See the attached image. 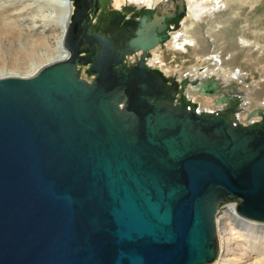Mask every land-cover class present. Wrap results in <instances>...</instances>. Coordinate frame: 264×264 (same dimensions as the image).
Masks as SVG:
<instances>
[{
    "label": "water",
    "instance_id": "95a60500",
    "mask_svg": "<svg viewBox=\"0 0 264 264\" xmlns=\"http://www.w3.org/2000/svg\"><path fill=\"white\" fill-rule=\"evenodd\" d=\"M73 1L71 56L0 79V264H213L221 205L264 224V111L148 66L165 15L124 30L112 0Z\"/></svg>",
    "mask_w": 264,
    "mask_h": 264
},
{
    "label": "bare ground",
    "instance_id": "6f19581e",
    "mask_svg": "<svg viewBox=\"0 0 264 264\" xmlns=\"http://www.w3.org/2000/svg\"><path fill=\"white\" fill-rule=\"evenodd\" d=\"M162 1L112 0L110 7L114 10H122L124 6H128L125 9L129 13L135 10L140 14V12H144L147 9H155ZM182 1L185 4V12L188 9L189 22L183 25L184 29L178 26L177 32L171 33V53H180L183 56L195 53L193 57L196 60L206 55H211V40L213 44L218 45H221L218 41L225 40V22H218V19H220L219 15H222L227 9L231 8V4H241L240 7L247 5L250 7L249 10L253 11L264 0ZM183 3L179 4V7L184 5ZM2 6L3 8H0V28H5L7 32H10L12 39L10 37L7 42L9 43L7 47L8 54L3 51L2 47L0 48V79L10 77L31 78L37 75L43 68L65 61L71 56L70 51L66 49L65 43L66 35L75 12L73 0H7L5 5L3 4ZM173 13L169 12L157 15L155 12L152 15L149 14V16L152 21L156 17ZM236 16H240V13L238 12ZM205 18L208 19V25L204 26ZM207 26L209 29L206 32L205 30L207 29L205 28ZM12 29L16 30V32ZM238 42L240 47L235 49V54L229 53L228 57L225 58L213 53L215 56H212L211 60L207 61L205 67H201V69L194 68L184 75L179 73L176 76L170 75L169 70L171 67L168 64L162 66L165 62L163 55L153 57V55L149 54L146 63L151 68H155L154 66L160 68L167 77H175L178 82L187 77L190 80L197 78L200 84H204L212 77L215 78L219 81L220 93L239 97L242 109L237 114V119L239 122L244 120L247 123L245 125H248L260 120L258 113L254 112V110L261 109L264 111V99L252 105L251 102H253L252 99H254L255 91L250 92L247 90L244 93L242 92L244 89L242 86L248 75L244 74L243 69L240 68L241 66L231 68L230 61L235 59L236 55L242 53L241 55L245 58V62L242 58L241 61L246 63L247 67L251 65L250 67L256 68L260 73L261 68L259 69L258 66L261 65V58L257 55L258 53L260 55L261 45L255 42V44H258L255 46L258 50L255 49L257 50L256 52L254 50L251 52V49L247 48L248 50H246V47L250 45L248 39H241ZM188 48L191 49L190 52H188ZM7 49L5 50L7 51ZM6 55H8L7 58ZM3 57H5L6 62L3 61ZM139 57L129 58V64L136 63ZM7 59L9 60L8 62ZM154 61L159 63L154 64ZM82 68L83 66H80L79 71L83 70ZM263 81L264 75L262 76L261 85ZM231 88L233 89V93H230ZM202 89V87L195 88L189 86L186 90L187 97L194 103L198 100L199 106L201 105L204 108L201 111L215 112L223 109V106H219L217 103L218 95L209 96L204 94ZM201 111L199 110V112ZM249 113H252L250 119H248ZM239 115H241V119H239ZM217 223V226L220 225L223 250L215 264H264V225L247 221L245 218L243 219L234 204L228 205L221 212V216H217Z\"/></svg>",
    "mask_w": 264,
    "mask_h": 264
},
{
    "label": "rangeland",
    "instance_id": "374dc122",
    "mask_svg": "<svg viewBox=\"0 0 264 264\" xmlns=\"http://www.w3.org/2000/svg\"><path fill=\"white\" fill-rule=\"evenodd\" d=\"M6 1L7 0H5V1L0 0V8H3L2 5L3 4L5 5ZM44 1H47V0H44ZM166 1H172L175 5V3L178 0H166ZM240 5L241 4H239V5L238 4L237 5L231 4L230 9H227L225 13H223L222 15H219L220 19H218V22H220V21L225 22V26H226L225 27V34H224L225 40H220L221 42L218 41V43H220L221 45L213 44L212 40H211V42H210V47H211L210 54L211 55H206L200 59L198 58V59L194 60L193 55L195 53H192L191 55H189L191 57L183 56L180 53L172 54L171 53L172 49L170 46L171 45L170 44L171 33H175L178 30V27L174 29L173 28L174 26H173L170 29L172 31H169L170 37L163 44H160L157 47V48L160 47L159 49L156 48L157 50L156 49H155V51L152 50L153 51L152 52L153 57L163 55L165 62H164V64H162V66H164L165 64L166 65L168 64L171 67V69L169 70L170 75L176 76L178 73L181 75H184L186 72H189L190 70H193L194 68L201 69V67L202 68L205 67L206 66L205 64L207 63V61L209 59L211 60L212 56H215L213 53H216L217 55L225 57V58L228 57L229 53L235 54L236 53V52H234V51H236L235 49L240 47L238 40L241 41V39H243V40L248 39V41L250 42V45L246 47V50L251 49V52L253 50L256 52L258 50V48H256L255 46L258 44L261 45L260 46L261 47L260 55H259V53L257 55V56H260V58H261V65L258 66L259 69L261 68L260 69L261 72L259 73V71L256 68L250 67L251 66L250 64H249L250 66L247 67L246 63H243V61L245 62V58L242 57V55H241L242 53H240L239 55H236L235 56L236 58L230 61V67L231 68H234V67L238 68L241 66L240 68L243 69L244 74L248 75V77H246V79L244 81V85L242 86L244 88L242 90V92L244 93L247 90H249L250 92L255 91L254 99H252L253 102H251L252 105H253V103L256 104V102H261V100L264 99V81H263V84L261 85L262 76L264 75L263 74L264 73V1H263V3H261V5L256 7V9H254L253 11L249 10L250 7L247 5H244L242 7H240ZM238 12L240 13V16H236ZM152 13H155V12H152ZM204 21H205L204 26L208 25L207 24L208 19L205 18ZM188 22H189V15H188V9H187L185 12V16L179 22L180 28L184 29L183 25L185 23L187 24ZM218 22H217V25H218ZM209 24H210V21H209ZM185 26H187V25H185ZM3 29H5V28H3ZM3 29L0 28V30H1L0 31V48L2 47L3 51L8 54L7 47H8L9 43H7V42L9 41L10 37L12 39V35L10 34V32H7L6 29L5 30H3ZM205 29H207V30H205L207 32L209 27L207 26V28H205ZM13 31L16 32V30H13ZM205 37L208 38L207 35H205ZM6 38H8V39H6ZM255 42L258 44H255ZM161 46H165V47H161ZM217 46H218V49H217ZM5 49H7V51ZM255 49H257V50H255ZM190 50L191 49L188 48V52H190ZM7 56L8 55H6V58H7ZM241 58L243 61H241ZM3 59H4L3 61L6 62L5 57H3ZM8 61L9 60L7 59V62ZM234 61H235V63H233ZM153 63L155 64V63H159V62L154 61ZM85 67L86 66H83V68H82L83 70L80 71L81 77H83L89 81H92L94 76H88L86 73L87 67L86 68ZM154 67L160 70V68H158L156 66H154ZM253 69H255V70H253ZM245 88H247V89H245ZM230 93H233V89L230 91ZM195 103L199 105L198 100ZM203 104H204V102H203ZM202 109H204V108L200 105L199 110L201 111ZM239 119H241V115H239ZM240 123L247 124L244 120L240 121ZM230 204H234L236 207H238V205H239L238 202H229L225 205L224 204L221 205L218 217L221 216V212ZM247 221L251 222L252 220H247ZM252 222L264 225L263 223H259L257 221H252ZM217 225H218V223H217ZM221 235L222 234H221L220 225H219V226H217V240H218V244H219V256H220V254H222V250H223L222 249V239H221L222 237H221ZM219 256H218V258H219ZM213 264H215V262Z\"/></svg>",
    "mask_w": 264,
    "mask_h": 264
},
{
    "label": "flooded vegetation",
    "instance_id": "af4514ba",
    "mask_svg": "<svg viewBox=\"0 0 264 264\" xmlns=\"http://www.w3.org/2000/svg\"><path fill=\"white\" fill-rule=\"evenodd\" d=\"M183 3L182 0H178L175 5L172 1H166V0H163L160 5H158V7H156L155 9H147L145 10L144 12H146L145 14L147 15H152L154 13L152 12H156L157 15H161L162 13H171V12H174L173 14H168V15H165L166 19H165V22H163L161 24V26L163 27V25L165 24L167 26L165 32L161 35V36H166L164 42L166 41V39H168L170 36H169V31H172L170 30L173 26V28H177L179 26V22L180 20L185 16V12L182 14V15H179V11H180V7H179V4ZM184 4V3H183ZM185 6V4H184ZM128 7V6H127ZM126 6H124L122 8V10H119V9H116V10H119L124 16H125V21L123 24H121V27L124 29V30H129L130 28L134 27L135 25V22L133 21L136 17H137V14H139L137 11H132V12H128V10H126L125 8H127ZM111 10L108 11V13L110 12ZM144 12H140V15L144 14ZM176 12V13H175ZM130 14V15H129ZM169 15H172V17H170V19L168 18ZM128 18V19H127ZM112 34V32H111ZM111 35H109L110 37ZM169 36V37H168ZM163 44V43H161ZM160 45V44H159ZM158 45V46H159ZM161 47H165V46H161ZM157 48V47H156ZM155 48V49H156ZM160 48V47H159ZM155 49H153L155 51ZM158 49V48H157ZM156 49V50H157ZM152 50L150 51V55H152ZM138 56H141V52L139 53H135L134 55H130V57L128 56L127 58V63L129 64V58L133 57V58H137ZM80 72V71H79Z\"/></svg>",
    "mask_w": 264,
    "mask_h": 264
}]
</instances>
